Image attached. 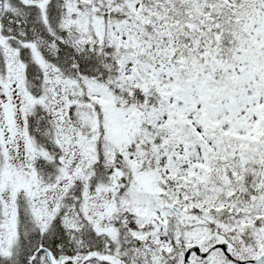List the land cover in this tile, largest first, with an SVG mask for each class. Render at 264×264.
Segmentation results:
<instances>
[{
	"label": "snow or ice",
	"instance_id": "obj_1",
	"mask_svg": "<svg viewBox=\"0 0 264 264\" xmlns=\"http://www.w3.org/2000/svg\"><path fill=\"white\" fill-rule=\"evenodd\" d=\"M0 264H264V0H0Z\"/></svg>",
	"mask_w": 264,
	"mask_h": 264
}]
</instances>
